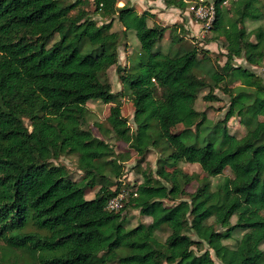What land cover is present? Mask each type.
Here are the masks:
<instances>
[{
	"label": "trees",
	"instance_id": "16d2710c",
	"mask_svg": "<svg viewBox=\"0 0 264 264\" xmlns=\"http://www.w3.org/2000/svg\"><path fill=\"white\" fill-rule=\"evenodd\" d=\"M214 1L217 17L205 33L213 34L206 44L223 35L231 44H223L227 53L221 70L200 77L196 69L209 59L208 50L193 46L183 51L184 34L177 25L149 27L146 13L137 16L127 0H0V243L5 246L0 264H216L212 253L220 264H264V1ZM164 3L187 8L183 0ZM98 14L110 22L99 24L93 17ZM116 21L126 31H113ZM248 22L259 26L249 30ZM51 23L55 29L48 28ZM129 30L141 54L126 67L120 64V48ZM169 30L179 50L174 55L154 52ZM236 59L262 66V76L234 66ZM114 66L124 87L119 94L101 79ZM226 79L246 83L231 95L233 113L247 128L239 162L238 139L221 123L211 127L207 114L196 109L204 91L205 101H218L214 89ZM159 90L162 103L156 98ZM126 95L134 106L136 167L152 150L159 155L157 178L144 171V181L135 188L122 184L120 161L127 157L100 152L108 144L93 136L77 141L66 124L85 120L91 101L114 104L108 117L111 132L131 144L129 121L117 103ZM183 124L182 132L172 134ZM207 130L212 139L203 146L182 140ZM48 131L56 143L46 157L42 147ZM62 156L78 158L84 174L80 181L51 164ZM180 161L209 177L193 193L186 187L198 180L197 174L182 172L170 188L158 180ZM228 168L233 177L213 187L209 179L222 177ZM52 170L58 172L46 174ZM90 180L99 189L88 200ZM122 191L129 192L124 208L107 211L109 200ZM166 201L179 203L169 207ZM129 210L152 219L155 230L128 229ZM171 222L170 234L157 248L150 237ZM255 229H263L262 234L255 235ZM237 233L242 237L234 247L225 244ZM203 243L208 250L197 254L195 247Z\"/></svg>",
	"mask_w": 264,
	"mask_h": 264
},
{
	"label": "rangeland",
	"instance_id": "374dc122",
	"mask_svg": "<svg viewBox=\"0 0 264 264\" xmlns=\"http://www.w3.org/2000/svg\"><path fill=\"white\" fill-rule=\"evenodd\" d=\"M94 1V0H91ZM264 1V0H263ZM140 4V3H139ZM231 3H228L226 5L227 8L230 7ZM141 5V4H140ZM123 5L118 4V7H122ZM142 6V5H141ZM95 11V6L91 5L89 7V10ZM169 9V8H168ZM188 15V18L193 21V24L196 26V29L193 30V33H191L193 36L189 38L188 41L183 45V51H187L188 49H192L193 46H197L198 48H204L206 45V41L213 36V34H204L201 32L200 28L197 27V22L195 18L186 10L185 11ZM139 16V15H137ZM142 16V15H141ZM94 19L99 23H105L110 22V20H104L99 14L93 16ZM117 22V21H116ZM174 22V21H172ZM264 23V22H263ZM116 24H120L117 22ZM131 24V23H130ZM175 23L170 24L169 26H172ZM193 25V26H194ZM57 26L56 23H51L49 25V29H55ZM167 26V27H169ZM174 26V25H173ZM257 26H259L258 23H247V28L249 30L255 29ZM179 28V27H178ZM184 28V27H183ZM114 29V28H113ZM171 31V30H170ZM170 31L168 32L167 38L164 39L161 43L158 44L156 48H154V52L161 51L164 54H176V52L179 50V46L174 45L171 42L170 38ZM186 31V30H185ZM187 32V31H186ZM182 33H184L182 31ZM185 35V34H184ZM207 35V36H206ZM206 36V37H205ZM58 39V37H56ZM205 45L203 46L202 44ZM195 45H193V44ZM126 44L120 48V64L122 66L130 67L128 66V61H126ZM209 50V49H208ZM213 51H207L205 55H208V60H206L205 63H202L199 68L196 69V72H198V75L200 77H204L207 75V71L209 70H217L220 71L221 67H223L226 63V57L225 54L221 53V48L214 47ZM218 50V51H217ZM219 52V53H217ZM132 54L131 55V61L136 64V62L139 60V55L141 54V50L138 46L132 47ZM203 53L201 52L198 56L199 59H202ZM130 64V63H129ZM131 65V64H130ZM234 66H242L251 68L256 74L262 76L263 74V67L257 66V67H251L246 63L243 59H237L234 62ZM103 81H108L110 83L113 94H119L123 92V85L119 80V75L117 73L116 66L112 67L106 75H103L101 77ZM247 82V81H246ZM250 82V81H249ZM248 82V83H249ZM245 80L239 79L236 81L229 82V79H226L224 83H222L220 86L214 89V94L216 97H218V101L213 102H207L204 100V96L208 93V91H204L198 98L196 103V109L200 112H205L207 114L208 120L211 124H209L211 127L214 124L221 123L222 126H226L228 128V131L231 135H233L236 139H238L237 143L234 145V152L236 153V162H239L243 158V145L241 144V139L246 135L247 128L242 125L240 117L233 113L232 107H231V95H236L240 87H245ZM163 91L159 90L156 94V98L160 103L163 102ZM121 105L122 108V115L127 118L129 121V127L131 129L132 134V143L126 144L122 141H119L116 136L111 132V126L108 122V117L110 116V109L116 105H105L102 102L99 101H91L87 104L88 109V115L86 116L85 120H76L74 122H69L67 124V129L71 134L75 137L77 141H86L89 139L90 136L99 138L103 140L105 143L108 144L105 148H100V152H110L114 153L116 156H125L128 159H126L125 163L122 164L123 168V175H122V184H130V186L137 187L140 183H142L143 175L142 172L147 171L150 175L153 176V178H157L156 172L158 169V158L159 155L156 150H152L148 156V159L144 165L141 167H136L137 162L140 159L138 154V141H137V129L134 122V106L133 103L129 97V95L124 96V98H120L117 102ZM226 119L228 122H226ZM261 121L264 123V113H261ZM186 126L179 125L173 129L172 134H177L182 132ZM210 130H207L205 132H201L199 134L196 133H189L182 137V140L189 144H195L198 146H203L208 140L212 139L211 136H208V133ZM43 152L45 153L46 157H49V149L53 144H55V139L53 138V135L51 131L46 132L43 134ZM240 153V154H239ZM241 155V156H240ZM51 164L59 171L64 173H68L71 178L75 181H80L83 178V172L79 171L78 167V158L76 156H62L58 160L51 159ZM65 169V171H64ZM57 170H52V172L46 171L47 175L53 176L58 172ZM182 172H186L188 174H197L198 180L191 185L186 187V190L188 193H193L196 191V189L202 184L205 180H208V175L202 171L200 167H195L193 165H188L184 163V161H180V163L177 166L176 170L168 169L162 177L158 178L160 180L161 184L171 187V182L177 180ZM233 177V172L230 168L226 169L223 176L220 178H214L209 179L212 181L213 187L218 184V182H221L223 180L229 181ZM89 179V178H88ZM90 186H92L91 190H87V199L91 200L95 197V193L99 189L96 187V185L93 183V180H90ZM95 187V188H94ZM179 201L170 202L166 201V206H175L178 204ZM262 215L264 216V209L262 211ZM126 218L128 222V229H135L140 226V228L143 230L144 234H149L152 232V230H155L156 227L152 225V219L143 217L140 215L139 211L135 210H129L126 212ZM236 217L232 219V224H236ZM210 223L212 224L213 221L211 220ZM174 224L171 222L170 225L166 224L163 226V228L159 231H156L155 236L150 237V241L157 247L160 248L163 242L166 240L168 235L170 234L169 227L173 226ZM152 226V227H151ZM169 226V227H168ZM219 229H221L219 227ZM263 232V229H255L254 234L259 236ZM193 239L198 241V239L192 235ZM242 237V233H237L234 236V239L226 241L225 244H228L232 247L235 246L236 242ZM262 249L264 250V245L262 246ZM5 250V246L3 243H0V258L3 256ZM205 250H208V246L203 243V245L196 246L195 251L197 254L203 253ZM212 253V251H211ZM212 257L215 260L216 264H220V262L215 258L214 254L212 253ZM12 259H16L15 256L12 257Z\"/></svg>",
	"mask_w": 264,
	"mask_h": 264
},
{
	"label": "crops",
	"instance_id": "0c3cea01",
	"mask_svg": "<svg viewBox=\"0 0 264 264\" xmlns=\"http://www.w3.org/2000/svg\"><path fill=\"white\" fill-rule=\"evenodd\" d=\"M127 1H129L130 6L136 8V11H135L136 15L141 16V15L146 13V17L149 18V20H148L149 27H154V26L158 25L160 27L165 28V27L169 26L170 24L175 23L173 25H177V29L179 30V33H182V31L184 32L183 34H185V35H182V37H184L185 43H186V41L189 40V38L191 36H193L191 33H193V30L196 29V26L193 24V21L188 18V15L185 12V10L175 8V7H169V9H168V7H166V5L164 3V0H127ZM121 5H124V2H122ZM150 16H152V17H150ZM172 21H174V22H172ZM169 27H171V26H169ZM197 27H199L201 30L200 25H197ZM126 29H127L126 26H122L121 24H116V22H115L113 31L121 32V31H126ZM169 31L166 32L165 39L167 38ZM127 35H128L127 41H126V47L127 48L125 49L127 52L126 53V56H127L126 61H128L132 65L133 64L131 61V55H133L132 54V47L138 46L140 48V44L137 41V38H136L135 33L133 31L129 30ZM224 42H226L227 44H231V42L226 41V36L223 35L221 37V39L217 42H211V43L206 44V45L204 42V44H202V45H205L206 50L209 49L208 51L211 50L213 52H216V50H214V47H216V49H218V47H219V48H221V53L226 54L227 51H226L225 47L223 46ZM178 46H180V45H178ZM217 53H219V52H217ZM129 63H128V66H131ZM262 113H264V112H262ZM260 118H261V115H260Z\"/></svg>",
	"mask_w": 264,
	"mask_h": 264
},
{
	"label": "built area",
	"instance_id": "2783aa9c",
	"mask_svg": "<svg viewBox=\"0 0 264 264\" xmlns=\"http://www.w3.org/2000/svg\"><path fill=\"white\" fill-rule=\"evenodd\" d=\"M187 5L186 10L195 18L201 27L202 33H209L217 17V8L214 0H183ZM228 1L224 2V5ZM133 191V190H132ZM131 191V192H132ZM129 192L122 191L116 197L109 200L106 210L109 212H119L124 208Z\"/></svg>",
	"mask_w": 264,
	"mask_h": 264
}]
</instances>
